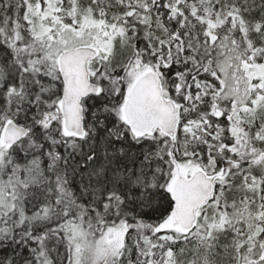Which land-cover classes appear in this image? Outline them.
<instances>
[{
    "label": "snow or ice",
    "instance_id": "6c2138e0",
    "mask_svg": "<svg viewBox=\"0 0 264 264\" xmlns=\"http://www.w3.org/2000/svg\"><path fill=\"white\" fill-rule=\"evenodd\" d=\"M0 264H264V0H0Z\"/></svg>",
    "mask_w": 264,
    "mask_h": 264
}]
</instances>
